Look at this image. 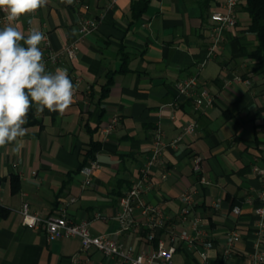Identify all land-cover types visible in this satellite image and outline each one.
<instances>
[{
    "label": "crops",
    "instance_id": "crops-1",
    "mask_svg": "<svg viewBox=\"0 0 264 264\" xmlns=\"http://www.w3.org/2000/svg\"><path fill=\"white\" fill-rule=\"evenodd\" d=\"M138 1L49 0L46 7L13 22L25 34L46 31L56 51L74 42L76 55L62 53L47 71L65 67L72 82L75 75L81 82L63 115L47 109L37 115L35 106L30 108L19 156L14 145L0 148V205L8 210L0 216V264H117L95 249L81 251L77 237L47 240L42 230L22 224L19 210L27 201L42 216L64 212L74 221L88 218L93 234L116 231L119 195L138 176L156 127L166 146L151 171L146 198L166 217L156 239L173 244L174 264H202L201 238L193 243L179 236L169 240L171 232L194 234L192 215L212 242L206 264H264L253 258L254 210L264 183L253 171L256 164L264 166V76L253 70L257 61L248 54L256 35L244 2L239 0L235 8L236 24L225 29L221 45L208 54L209 15L222 10L224 0H147L136 15L133 4ZM5 16L0 11V28L8 24ZM85 17L95 18L97 27L83 35L79 26ZM191 74L197 76V88L177 97L176 81ZM109 75L112 81L102 96ZM200 87L213 102L195 109ZM114 117V127L105 132ZM188 120L196 122L195 132L169 144ZM92 141L101 145L99 167L92 185L83 187L79 167L87 161ZM196 155L202 156L199 173L194 170ZM201 173L208 182L199 181ZM11 176L18 178L15 192ZM187 189H195L196 195L191 214L182 219L179 195ZM231 231L239 239L224 253ZM117 237L136 251L157 242L135 229ZM74 254L80 261L71 260Z\"/></svg>",
    "mask_w": 264,
    "mask_h": 264
},
{
    "label": "built area",
    "instance_id": "built-area-1",
    "mask_svg": "<svg viewBox=\"0 0 264 264\" xmlns=\"http://www.w3.org/2000/svg\"><path fill=\"white\" fill-rule=\"evenodd\" d=\"M239 0H224V7L222 10H213L210 12L209 38L210 43L207 46L208 54L214 52V49L221 45L224 38V31L236 24L235 8ZM97 27V20L93 17H85L80 21L79 31L81 34H86L94 31ZM46 35V40L42 42L43 62L48 66L59 61L60 55L65 53L72 58L76 55V44L69 43L60 51L53 50L50 46L48 35L46 31H42ZM205 60L201 64H204ZM74 86L76 87L81 82V76L75 75L73 77ZM198 80L195 74L188 75L184 78L178 79L175 83L176 96L189 95L192 89L197 88ZM213 102L212 96L208 91L200 87L196 96L193 99V106L195 109L201 108L203 105L210 106ZM117 118L114 117L104 128L108 132L114 127ZM196 122L188 120L182 126V131L174 137L169 144L174 145L183 135H190L195 132ZM166 142L163 138V132L160 127H156L149 153L146 156L142 167L140 168L138 176L133 180L132 184L119 196V210L113 216L119 223V227L112 233L93 234L90 231V219L83 218L79 221L69 219L64 212L59 215L42 216L37 212L29 209V204L24 201L20 207L19 212L22 216V224L31 228L40 229L44 232L47 240L61 239L64 237H77L81 243V251L85 252L95 249L105 256L113 257L117 264H174V250L173 244H165V242L158 238L156 245L148 250L136 251L132 245H125L118 239L117 235L131 229L139 230L147 241L153 242L157 237V231L166 223V217L162 209L150 203L146 198V192L151 186L150 174L153 166L160 160V155ZM202 156L196 155L193 159L194 170L201 171L199 167ZM99 167V162L96 159L87 161L80 169L83 176L82 186H89L93 183L94 172ZM253 171L259 175L264 182V166L254 165ZM199 181L206 183L207 179L199 174ZM196 190L187 189L180 193L179 200L181 202L180 215L182 219H187L191 214ZM258 204L255 207L256 215V229L254 240V261H264V240L262 234L264 233V183L257 194ZM74 200V198H71ZM96 216H100L99 213ZM190 229L194 232L191 234L188 230L180 231L179 233L171 232L169 240L173 242L177 236L193 243L195 239L201 238V247L199 255L202 264L208 261L207 250L212 246L211 240L206 238V232L200 227L199 218L192 215L189 218ZM239 239L236 231H231L225 238L224 253H228L233 247L234 243ZM73 262H78V254L71 257ZM86 264L90 261L86 260Z\"/></svg>",
    "mask_w": 264,
    "mask_h": 264
},
{
    "label": "clouds",
    "instance_id": "clouds-1",
    "mask_svg": "<svg viewBox=\"0 0 264 264\" xmlns=\"http://www.w3.org/2000/svg\"><path fill=\"white\" fill-rule=\"evenodd\" d=\"M48 3L49 0H0V11L5 12L8 22L0 28V148L14 145L13 152L18 156L25 147L24 125L30 108L35 106L37 115L45 109L63 115L74 99L75 86L68 69L46 70L39 47L46 40L45 33L31 30L25 34L13 26V22Z\"/></svg>",
    "mask_w": 264,
    "mask_h": 264
},
{
    "label": "trees",
    "instance_id": "trees-1",
    "mask_svg": "<svg viewBox=\"0 0 264 264\" xmlns=\"http://www.w3.org/2000/svg\"><path fill=\"white\" fill-rule=\"evenodd\" d=\"M245 9L249 14L250 24L249 28L255 32L256 45L249 51V56L256 59V64L253 66L255 72L261 73L264 76V0H243ZM147 0H141L133 4L134 13L137 15L144 10ZM112 81V76L107 77V82L102 86L101 95H105L108 91V86ZM100 142L92 141L88 144L86 149V160L89 161L96 157L100 150ZM87 161L85 163H87ZM82 163L79 169L85 164ZM12 191L15 192L19 188L18 178L11 176ZM130 187V186H129ZM122 194V193H121ZM120 196V195H119ZM8 210L0 205V216L5 215ZM156 238L153 242H156ZM156 244V243H155Z\"/></svg>",
    "mask_w": 264,
    "mask_h": 264
}]
</instances>
